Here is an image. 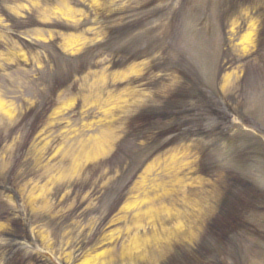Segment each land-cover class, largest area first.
<instances>
[{
	"label": "rangeland",
	"instance_id": "rangeland-1",
	"mask_svg": "<svg viewBox=\"0 0 264 264\" xmlns=\"http://www.w3.org/2000/svg\"><path fill=\"white\" fill-rule=\"evenodd\" d=\"M0 264H264V0H0Z\"/></svg>",
	"mask_w": 264,
	"mask_h": 264
},
{
	"label": "trees",
	"instance_id": "trees-1",
	"mask_svg": "<svg viewBox=\"0 0 264 264\" xmlns=\"http://www.w3.org/2000/svg\"><path fill=\"white\" fill-rule=\"evenodd\" d=\"M178 101H179V102H182V101H180V100H178ZM187 118H188V117H187ZM187 122H188V119H187V121L185 120L184 123L186 124ZM152 145L154 146V144H152Z\"/></svg>",
	"mask_w": 264,
	"mask_h": 264
},
{
	"label": "bare ground",
	"instance_id": "bare-ground-1",
	"mask_svg": "<svg viewBox=\"0 0 264 264\" xmlns=\"http://www.w3.org/2000/svg\"><path fill=\"white\" fill-rule=\"evenodd\" d=\"M248 38H250V35L245 40H247Z\"/></svg>",
	"mask_w": 264,
	"mask_h": 264
}]
</instances>
